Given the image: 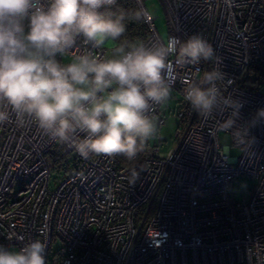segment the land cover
<instances>
[{
	"label": "built area",
	"instance_id": "obj_1",
	"mask_svg": "<svg viewBox=\"0 0 264 264\" xmlns=\"http://www.w3.org/2000/svg\"><path fill=\"white\" fill-rule=\"evenodd\" d=\"M135 1L145 11V44L193 34L212 44L226 74L225 94L242 103L238 124L246 129L220 130L219 116L206 118L184 99L187 83L202 82L215 57L197 65L168 58L180 126L165 154L156 134L133 161L84 159L13 116L0 124V245L20 250L39 239L47 264H264V120H253L264 108V69L256 68L264 66V0H159L166 40L145 0ZM162 106L151 113L158 130ZM220 132L240 156L229 157ZM56 146L63 155L54 159ZM133 167L140 171L135 183ZM240 175L255 184L247 200L237 201L229 185Z\"/></svg>",
	"mask_w": 264,
	"mask_h": 264
},
{
	"label": "clouds",
	"instance_id": "obj_2",
	"mask_svg": "<svg viewBox=\"0 0 264 264\" xmlns=\"http://www.w3.org/2000/svg\"><path fill=\"white\" fill-rule=\"evenodd\" d=\"M144 15L119 9L117 0H0V124L14 116L84 159L133 161L158 132L151 113L170 99L168 58L175 55L181 65L216 58L202 82L187 83L184 99L206 118L219 116L220 130L246 129L238 124L243 105L225 94L220 58L202 35L151 45L122 39L125 21ZM109 42H116L110 55H97ZM253 120H264V108ZM139 176L130 169L131 183ZM46 248L39 239L18 251L0 245V264H47Z\"/></svg>",
	"mask_w": 264,
	"mask_h": 264
},
{
	"label": "rangeland",
	"instance_id": "obj_3",
	"mask_svg": "<svg viewBox=\"0 0 264 264\" xmlns=\"http://www.w3.org/2000/svg\"><path fill=\"white\" fill-rule=\"evenodd\" d=\"M144 5L150 14L154 18L155 27L163 40L167 38V27H166V18L164 10L162 8L159 0H145ZM115 46V42H109L106 44L105 48L107 49V55H110V50ZM71 56L63 59L64 63H68L71 60ZM176 106V102L173 99H169L165 104H163L161 109V116L164 118V123L159 127L158 133L162 140L161 153L165 154L168 150L174 148L176 145V136L175 133L180 126V119L177 115L173 113V110ZM156 138L153 137L149 140L150 144L155 142ZM219 142L222 148L228 147V155L231 159H234L241 154V150L238 147L230 145L229 135L226 132L219 133ZM255 184V180L245 176L240 175L236 177L229 185V191L233 195L234 199L237 201L247 200L250 196V192ZM58 243L55 244V247H58ZM10 250L18 251L17 247H12Z\"/></svg>",
	"mask_w": 264,
	"mask_h": 264
},
{
	"label": "trees",
	"instance_id": "obj_4",
	"mask_svg": "<svg viewBox=\"0 0 264 264\" xmlns=\"http://www.w3.org/2000/svg\"><path fill=\"white\" fill-rule=\"evenodd\" d=\"M117 5L119 9L126 10V11L140 10L135 0H117ZM125 23L127 26V30L124 36L122 37V39H127L129 41H135V42H142L146 40L147 37L149 36V29L147 27V24L144 18L139 21L126 20ZM256 68L258 69L261 68L260 70H262L264 69V66L256 67ZM62 155L63 153L60 147L56 146L54 150L52 151L53 158L56 159L57 157H60ZM138 156H140V153L138 154ZM119 157L122 163H126L128 161L122 155H119Z\"/></svg>",
	"mask_w": 264,
	"mask_h": 264
}]
</instances>
